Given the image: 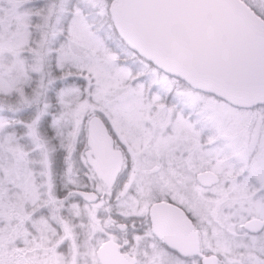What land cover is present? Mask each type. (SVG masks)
I'll use <instances>...</instances> for the list:
<instances>
[{"label":"snow or ice","instance_id":"6c2138e0","mask_svg":"<svg viewBox=\"0 0 264 264\" xmlns=\"http://www.w3.org/2000/svg\"><path fill=\"white\" fill-rule=\"evenodd\" d=\"M0 264H264V0H0Z\"/></svg>","mask_w":264,"mask_h":264}]
</instances>
